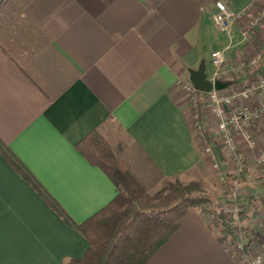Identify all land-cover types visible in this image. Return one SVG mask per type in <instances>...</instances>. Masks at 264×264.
<instances>
[{
	"label": "crops",
	"instance_id": "obj_1",
	"mask_svg": "<svg viewBox=\"0 0 264 264\" xmlns=\"http://www.w3.org/2000/svg\"><path fill=\"white\" fill-rule=\"evenodd\" d=\"M216 1L0 0V142L75 223L118 193L76 147L91 130L143 185L214 180L177 81L190 80L201 61L209 65L216 48L229 47L226 65L249 53L238 36L242 23L232 41L216 29ZM224 1L240 10L253 0ZM229 241L221 226L189 208L145 264H243ZM88 248L0 149V264H68Z\"/></svg>",
	"mask_w": 264,
	"mask_h": 264
},
{
	"label": "built area",
	"instance_id": "obj_2",
	"mask_svg": "<svg viewBox=\"0 0 264 264\" xmlns=\"http://www.w3.org/2000/svg\"><path fill=\"white\" fill-rule=\"evenodd\" d=\"M215 6L213 22L216 29L232 41L233 26L238 27L242 23L238 36L240 43L248 46L249 53L226 65L228 46L211 52L207 79L213 84L217 81L226 83L223 89L214 87L209 92H202L195 88L191 80L185 79H179L177 85L189 102L193 124L194 120L205 123L208 113L214 116L223 146L222 155H227L234 164L233 174L228 179L220 171L216 149L208 145L206 151L214 160L220 178L228 179L230 183L220 211L237 237L231 252L243 264H264V220L257 216L252 224L245 219L247 202L242 188L254 189L255 186L254 176L248 170L247 157L240 151V145H245L250 151L259 146L254 127L264 114V98L259 99V95L264 96V0H253L240 10L232 9L224 0H217ZM255 159L258 165L264 164V147ZM249 193L258 198L253 191ZM210 218L218 220L215 214H211Z\"/></svg>",
	"mask_w": 264,
	"mask_h": 264
},
{
	"label": "trees",
	"instance_id": "obj_3",
	"mask_svg": "<svg viewBox=\"0 0 264 264\" xmlns=\"http://www.w3.org/2000/svg\"><path fill=\"white\" fill-rule=\"evenodd\" d=\"M76 147L91 164L99 166L118 189L109 204L80 224L71 219L9 148L0 142L1 152L11 164L68 225L88 240L89 248L83 257L74 258L68 264H145L179 229L191 207H198L208 215L215 214L218 220L211 224L220 225L235 242L237 237L220 206H216L218 210L213 209V199L199 183L170 181L158 197L151 198L145 185L98 130L87 133ZM253 200L250 198L249 207L254 206Z\"/></svg>",
	"mask_w": 264,
	"mask_h": 264
},
{
	"label": "rangeland",
	"instance_id": "obj_4",
	"mask_svg": "<svg viewBox=\"0 0 264 264\" xmlns=\"http://www.w3.org/2000/svg\"><path fill=\"white\" fill-rule=\"evenodd\" d=\"M264 96L261 94L259 95V99H263ZM189 103V102H188ZM208 112V111H207ZM207 119H205V123L200 120L199 122H195L194 120V126H195V130H194V134L196 136V139H197V143L201 149V152L203 153V155L207 156L209 159V152L206 151V149L208 148V145L212 146V148H215L216 146H218L220 148V151H218V149H216L217 151V154L220 155V152L222 154V149H223V146L220 144L221 142V139L219 138V135H218V131H217V122L214 118V116H212V114L208 113L207 115ZM264 118V114L263 116L257 121V123L255 124V127H254V130L255 132L257 133V136H258V139H259V146L250 151L248 150V148H246L245 145H240V151L243 152L245 154L246 157L249 156V159L247 158V162L248 160L249 161H253L256 165V167L258 169H260L261 167L263 168L264 167V164L262 165H258L255 161H256V157L257 155L260 154V151L263 149L264 146H261V142H260V137H261V133L262 131L260 130V126L264 125L261 120ZM209 138L211 140V142L209 141ZM263 137H261L262 139ZM218 155V159L220 161L221 164H224L225 166L221 165V169L220 171L223 173V174H227L226 173V170L225 168L228 166L226 165V161L225 159H227L229 162H230V168L232 167V173H231V176L233 174V170H234V164H233V161L232 159H230L227 155H222L219 156ZM225 157V159H224ZM210 162H211V166L212 168L215 170L216 174H215V177L214 180H210L211 183H209L208 185L205 184L202 179H192V180H188V181H181V180H178L179 182L183 183V184H188L190 182H196V183H199L207 192V194L213 199V204L212 206L214 207L213 209H217L218 210V206H220V209H221V206H222V203H224L225 199H226V196H227V193H228V190H229V186H230V183H228V179H230V177H228V179L226 180H222L219 176V173L217 172V169L214 167V160L213 159H210ZM249 163V162H248ZM251 172L253 170L249 169ZM252 173H254V189H248L246 188L245 186H243V190L244 192L242 193L243 196H245V201L247 202L246 203V206L249 204V200L250 198H253L254 200V206H250L251 208H249V211L247 209V207L245 208V219H246V222H251L253 224L254 220L256 219L257 216H259L261 219L264 220V193H257L258 195V198H254L253 196L250 195L249 192H252V191H255V189H261L262 187L264 188V175L260 174H256L257 171H253ZM259 173V172H258ZM227 177V176H226ZM172 182L176 181V180H170ZM170 181H164L163 184H157L156 186H149L148 184L145 185L146 187V190H147V193H148V196L151 197V198H156L158 197L161 193H162V190L163 188L170 182ZM218 187V188H217ZM257 192V191H256ZM223 196H220L222 195ZM226 194V196H225ZM217 206V207H216ZM191 208H198V207H191ZM199 209V208H198ZM208 219L211 221H215L213 219L210 218V215L208 214H205ZM217 226H220V225H217ZM229 236L230 238V241L229 243L227 244L228 245V248L232 249V246H234L236 244V241L235 242L233 241L232 239V236L231 235H227ZM262 237H263V230H262Z\"/></svg>",
	"mask_w": 264,
	"mask_h": 264
},
{
	"label": "water",
	"instance_id": "obj_5",
	"mask_svg": "<svg viewBox=\"0 0 264 264\" xmlns=\"http://www.w3.org/2000/svg\"><path fill=\"white\" fill-rule=\"evenodd\" d=\"M207 66L206 62L203 60L201 61L200 65L197 69H191L189 70L190 74V80L195 86L196 89L202 92H209L214 87L216 89H223L226 87V83L222 81H217L215 84H213L211 81L207 79Z\"/></svg>",
	"mask_w": 264,
	"mask_h": 264
}]
</instances>
